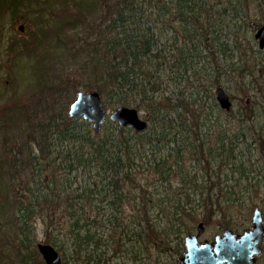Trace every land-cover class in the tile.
Wrapping results in <instances>:
<instances>
[{"label":"rangeland","instance_id":"obj_1","mask_svg":"<svg viewBox=\"0 0 264 264\" xmlns=\"http://www.w3.org/2000/svg\"><path fill=\"white\" fill-rule=\"evenodd\" d=\"M77 1L82 0H15V5L9 7L7 0H0V264H45L37 249L38 243L54 246L63 264H74L80 259L73 249L68 204L40 203L34 207L31 203L32 193L41 195L46 191L42 182L47 174L39 176V159L38 162L30 159L40 156V144H49L42 138L45 134L51 136L55 131L45 123L50 120L49 124L53 125L52 118L61 122L66 114V105L74 100L79 91L86 90L83 80H75L72 86L66 85L61 92H57L55 99L48 98L46 103V96L41 94L40 89L69 74L61 61L66 52L71 58L65 43L77 42L80 45L85 39L83 25L71 21L73 2ZM215 1L223 3L225 0ZM241 2L243 8L236 16L230 9L223 11L220 19L216 16L220 27L212 34L216 37L214 41L198 44L197 55L201 58L194 62L195 68L184 91L186 96H190L188 99L205 105L208 111L213 98L216 100L217 88L222 87L230 96L231 109L223 110L217 103L222 111L219 120L214 119L217 118L214 111L213 120L203 123L198 129V134L207 136V143L214 148L218 147L217 142L214 143L216 138H223L224 148L215 151L216 156L210 163L186 154L181 165L183 173L196 174L198 184L202 185L204 180L207 185L215 187L216 193L227 185L231 186L234 201L221 203L215 207L217 214L208 218L202 207L198 208V202H194L193 209L187 210L189 215H178L176 218L181 217V221H174V209L166 201L155 203L158 198H163L165 190L170 194L173 191L159 184L158 176L148 171L143 161H136L139 166L135 169L136 182L151 193L152 202L139 212V188L131 191L129 186L124 187L117 212L106 208L99 211L94 206L98 199L110 200L112 196L103 189L97 169L89 167L85 172H74L66 176L72 189L79 187L78 193L82 189L91 192L92 204L82 203L84 217L94 221L97 225L95 229L104 233L101 250L108 261L100 264H175L184 249V238L187 234L196 233L199 222L203 221L205 228L201 239H212L226 228L242 232L250 227L256 205L262 209L264 216V49L259 47V40L255 37L264 25V0ZM64 3H68V11H65ZM217 8L221 10L219 4ZM65 24L66 27L62 28ZM21 26L23 30H20ZM54 28L59 30L57 37L52 34ZM41 30L48 31L49 35L40 36L36 45L28 46L32 37ZM62 31H66L65 34H61ZM166 38H175L172 29L164 34V41ZM167 44L169 46L172 42ZM74 65L75 61L70 59L68 68ZM167 74L163 76L165 81L158 94L164 91L179 93L181 89L177 90L172 85ZM181 88L184 90V86ZM10 100L15 103L12 105ZM103 101L108 112L115 110L113 105L105 99ZM139 112L143 119L151 122L147 113L143 110ZM213 123L216 124L212 126ZM115 128L107 122L102 127V134L115 131ZM135 133L130 128L126 135L131 137ZM57 145L54 141L52 150H58L60 146ZM170 147L173 145L161 143L153 149L158 156L167 154ZM145 148L148 149L147 146ZM234 170L241 172V176ZM57 174L55 179L59 182L62 174ZM179 183L178 175L174 174L170 180L171 188H177ZM49 184L53 185V182L49 181ZM67 185L64 179L61 186ZM26 206L32 210L30 213L25 210ZM114 215L121 225L119 228L108 223V218ZM141 216L140 226L138 220ZM123 226L137 232L133 240L122 239L119 230ZM140 227L149 231L148 237L138 235ZM178 229L180 232L177 233Z\"/></svg>","mask_w":264,"mask_h":264},{"label":"trees","instance_id":"obj_2","mask_svg":"<svg viewBox=\"0 0 264 264\" xmlns=\"http://www.w3.org/2000/svg\"><path fill=\"white\" fill-rule=\"evenodd\" d=\"M14 1L7 0L6 3L13 7ZM216 4H219L221 10H218ZM64 5L65 11H68V3ZM241 8V0H225L223 3L215 0L73 2L71 21H78L83 25L85 39L80 45H77V42L65 43L71 58L66 52L61 61L69 70V74L50 86L40 85L41 94L46 96V103L48 98L55 99L57 92H61L66 85L72 86L75 80H83L86 90L99 92L108 104L115 108H138L147 113L151 121V126L146 132L135 133L131 137L126 135L129 128H115V131L96 135L88 123L74 121L67 114L61 122L52 118L53 125L49 124L50 120L45 123L48 128H55L51 134L53 138L51 140V136L45 134L42 141H48L49 144H40L43 156L40 154L30 159L37 162L39 159V176L47 174L42 182L46 191L41 195L32 193L31 203L34 207L40 203L68 204L67 210L72 220L70 234L73 249L80 257H77L78 260L74 264H100L102 261H108L103 258L102 253H98L103 246L104 233L95 229L96 223L86 219L83 214L82 203L92 204L89 194L91 192L82 189V192L78 193L79 187L72 189L70 180L66 178L79 170L85 172L89 167L96 168L98 176H101L100 180L103 181V189L112 196L110 200L98 199L94 206L99 211L106 208L117 212L121 206L124 187L129 186L131 191L139 188L141 208L152 202L149 197L151 193L146 192L143 186L136 182L135 169L139 168L136 161H143L147 165L146 169L158 176L159 184L166 185L165 189L175 193L174 200L158 198L155 201L156 204L166 201L174 209V221H181V217L176 218L178 215H189L187 210L193 209L194 202H198V208L202 207L208 218L217 214L215 207L221 203L234 201L231 186L227 185L216 193L215 187L207 185L206 181L203 180L202 185L198 184L199 177L196 174L183 173L181 165L186 154H192L196 159H204V162L210 163L216 156L214 153L224 148L223 138H216L214 143L217 142L219 148H214L207 143V136H201L200 132L198 134V129L200 130L203 123L213 120L211 116L214 111L217 112V118L214 119L219 120L222 111L217 107V99L213 98L211 109L208 111L205 105L195 104L193 99H188L190 96H186L184 91L195 68L193 58L197 55L201 42L214 41L216 37L212 34L219 30L218 19L223 11L230 9L236 16ZM170 29L174 31L175 38H166L164 41V34ZM65 32L62 31L61 34ZM36 34L28 46L36 45L38 38L49 35V32L41 30ZM52 34L56 36L60 33L54 28ZM60 37L64 39L63 36ZM168 41L172 42L169 46ZM70 59L75 61L71 69L67 66ZM166 73L172 85L177 90L181 89L179 93L164 91L161 95L156 94L162 89L165 81L163 76ZM171 73L173 74L169 75ZM10 101L12 105L15 103L14 100ZM54 141L58 144L57 147L60 146L58 150H52ZM161 143L173 147L168 148L167 154L157 156L153 148ZM234 171L241 176V172ZM58 172L62 174L59 182L55 179L59 175ZM174 174L178 175L180 181L175 189L170 185ZM64 179L68 187L61 186ZM49 181L53 182V185H50ZM90 191L93 192L91 189ZM156 194L159 195L158 192ZM25 210L28 213L32 211L27 206ZM142 219L141 216L140 224ZM108 223L114 228L121 227L115 215L108 218ZM122 230H125L126 237L127 228L123 226ZM148 233L149 231L141 230L138 235L148 237ZM124 236L122 239L125 240ZM127 241L129 242L128 239Z\"/></svg>","mask_w":264,"mask_h":264},{"label":"water","instance_id":"obj_3","mask_svg":"<svg viewBox=\"0 0 264 264\" xmlns=\"http://www.w3.org/2000/svg\"><path fill=\"white\" fill-rule=\"evenodd\" d=\"M23 30V26L20 27ZM259 40V47L264 49V25L255 34ZM216 99L223 110H230L232 101L227 92L219 87L216 90ZM70 115L74 121L83 118L91 124L96 133L101 132L108 116L102 96L97 91H80L77 93L70 106ZM110 119L119 123L121 128L133 127L138 133L147 130V123L140 119L139 113L134 108L119 107L111 115ZM252 228L245 230L243 234L234 233L231 228L224 229L223 233L215 236L213 245L199 244L198 236L204 233V222L197 225V234H189L185 237L187 251L179 258V264H247L246 260L252 253L249 251L250 241L255 238V243H261L264 234L263 213L259 206H255L251 219ZM239 240L235 245V239ZM208 243V242H207ZM215 249L216 256L212 255ZM45 264H62L59 252L50 244L38 245Z\"/></svg>","mask_w":264,"mask_h":264},{"label":"bare ground","instance_id":"obj_4","mask_svg":"<svg viewBox=\"0 0 264 264\" xmlns=\"http://www.w3.org/2000/svg\"><path fill=\"white\" fill-rule=\"evenodd\" d=\"M201 57L200 56H198V55H196V56H194V58H193V62H198V60L200 59ZM156 94H158V93H156ZM103 99V98H102ZM72 103H73V101L72 102H70L69 103V105H66L67 106V108H66V114L68 115V117H70L71 118V115H70V106L72 105ZM105 104V103H104ZM120 107H128V106H120ZM117 108H119V107H117ZM117 108H115V110L117 109ZM129 108H134V109H136L137 110V112L139 113V116H140V110L138 109V108H135V107H129ZM114 110V111H115ZM108 111V110H107ZM114 111H112V112H108V116H107V118H106V120H105V122H104V124L105 123H107V122H110V123H112L113 125H115V127L116 128H121L120 127V125H119V123L118 122H116V121H113V120H111L110 119V115L114 112ZM72 119V118H71ZM140 119L141 120H143V121H145L146 123H147V130L149 129V127L151 126V122H149L148 120H146V119H143L141 116H140ZM73 120V119H72ZM80 121H84L83 120V118H81L80 120H78L77 122H80ZM84 122H86V123H88L90 126H91V124L88 122V121H84ZM127 128H132L136 133H138L133 127H131V126H128V127H126V128H122V129H127ZM92 130H93V128H92ZM146 130V131H147ZM145 131V132H146ZM93 132L96 134V135H100V134H102V129H101V132H99V133H96L95 132V130H93ZM47 180V179H46ZM216 190V189H215ZM124 193V192H123ZM162 193V192H161ZM161 193H160V195H161ZM124 195V194H123ZM163 199H166V200H174L175 199V193H169V191H167V190H165L164 192H163ZM133 199H135V198H133ZM139 206H140V208L138 209V211L139 212H142V211H144L143 210V208H141V205L139 204ZM146 214V213H145ZM141 218V217H140ZM140 218H139V220H138V223H139V225L141 226V224H140ZM141 228V230L144 232V231H146V228H142V227H140ZM23 231H26L25 230V227H23ZM125 230H119V234L123 237L124 235H125V232H124ZM127 236L125 237V238H127L129 241H131V240H133L134 239V236H136L137 235V232H134V229H132V230H130V229H127ZM187 235H189V234H187ZM40 243H38L37 244V249H38V245H39ZM44 244V243H43ZM183 244H185V238H184V242H183ZM185 246H186V244H185ZM39 251V250H38ZM98 253H102L103 254V256H104V251H99ZM60 254V253H59ZM61 256V255H60ZM62 258V257H61ZM104 258V257H103ZM105 259V258H104ZM62 264H63V261H62Z\"/></svg>","mask_w":264,"mask_h":264},{"label":"flooded vegetation","instance_id":"obj_5","mask_svg":"<svg viewBox=\"0 0 264 264\" xmlns=\"http://www.w3.org/2000/svg\"><path fill=\"white\" fill-rule=\"evenodd\" d=\"M263 227H264V216H263ZM252 228V225L246 229H243L242 232H239V231H236V230H233L234 233H238V234H243V232L245 230H250ZM196 234V233H195ZM204 233H202L201 235L198 236V243L200 244H203V243H206L207 245L210 244V245H213V241H214V238L215 236L217 235H220L222 233H219L217 235H215L212 239H207V238H202ZM240 241L239 240V237H237L235 239V242H234V245ZM208 242V243H207ZM183 246V250L181 252V254L178 256L177 260L175 261V264H179L178 262V259L180 257H182L185 253H186V246L185 244H182ZM249 251L252 253L251 255H249V257L247 258L246 262L247 264H264V261H263V256H264V234H263V239L261 240V243H255V238H253L251 241H250V246H249ZM212 255L213 256H216V252H215V249L213 248L212 249ZM220 264H226V262H222ZM231 264V263H230Z\"/></svg>","mask_w":264,"mask_h":264}]
</instances>
